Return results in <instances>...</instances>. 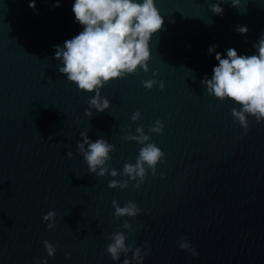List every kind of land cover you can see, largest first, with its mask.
Wrapping results in <instances>:
<instances>
[{
  "label": "water",
  "instance_id": "water-1",
  "mask_svg": "<svg viewBox=\"0 0 264 264\" xmlns=\"http://www.w3.org/2000/svg\"><path fill=\"white\" fill-rule=\"evenodd\" d=\"M0 264H264V0H0Z\"/></svg>",
  "mask_w": 264,
  "mask_h": 264
}]
</instances>
